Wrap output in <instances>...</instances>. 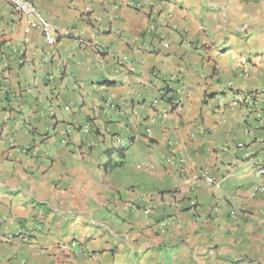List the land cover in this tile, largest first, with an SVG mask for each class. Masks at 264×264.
<instances>
[{
  "label": "crops",
  "instance_id": "1",
  "mask_svg": "<svg viewBox=\"0 0 264 264\" xmlns=\"http://www.w3.org/2000/svg\"><path fill=\"white\" fill-rule=\"evenodd\" d=\"M30 1L60 36L0 0V264H264V0Z\"/></svg>",
  "mask_w": 264,
  "mask_h": 264
},
{
  "label": "built area",
  "instance_id": "2",
  "mask_svg": "<svg viewBox=\"0 0 264 264\" xmlns=\"http://www.w3.org/2000/svg\"><path fill=\"white\" fill-rule=\"evenodd\" d=\"M9 7L12 9V11L20 18L24 20V33L27 34L32 30H39L44 38L45 41L48 43H55L56 40L59 38V33L56 30V28L49 23V21L44 17V15L37 9V7L30 1V0H6ZM167 47V45H164ZM174 81L170 79L166 83V90H164L162 93H160L159 97L162 95H168L170 97H173V93L170 90L171 84ZM166 93V94H165ZM256 94H245V95H239L235 97V101L241 105H255V101L257 100ZM174 104H177L176 100L173 98ZM220 106H223L221 102H219ZM257 173L260 176L264 175V164L260 163L258 165ZM205 180L208 183H212V179L205 178ZM259 191L257 188L254 192ZM143 214L147 215L148 210H143ZM234 216V212L231 213ZM0 238L2 236L0 235ZM23 238V237H22ZM12 239V237L5 238L6 241H9ZM67 250L66 248H64Z\"/></svg>",
  "mask_w": 264,
  "mask_h": 264
},
{
  "label": "trees",
  "instance_id": "3",
  "mask_svg": "<svg viewBox=\"0 0 264 264\" xmlns=\"http://www.w3.org/2000/svg\"><path fill=\"white\" fill-rule=\"evenodd\" d=\"M166 92H168V91L166 90ZM165 94H166V93H165ZM165 96H167V94H166ZM172 99H173V97H172Z\"/></svg>",
  "mask_w": 264,
  "mask_h": 264
}]
</instances>
